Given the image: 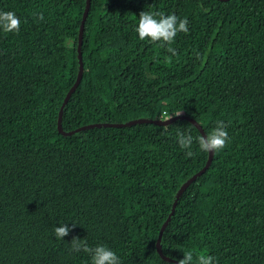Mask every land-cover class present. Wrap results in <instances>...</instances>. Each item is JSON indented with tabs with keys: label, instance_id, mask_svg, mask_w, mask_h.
Segmentation results:
<instances>
[{
	"label": "trees",
	"instance_id": "trees-1",
	"mask_svg": "<svg viewBox=\"0 0 264 264\" xmlns=\"http://www.w3.org/2000/svg\"><path fill=\"white\" fill-rule=\"evenodd\" d=\"M86 2L0 0L20 19L18 33L0 30V264H91L74 237L108 246L120 264H175L157 239L209 152L187 119L60 132ZM145 10L189 21L171 45L178 55L139 38ZM82 49L66 129L164 113L191 115L207 133L227 125L226 147L178 202L164 252L264 264V0H92ZM179 132L192 135L193 156ZM61 224L70 232L57 239Z\"/></svg>",
	"mask_w": 264,
	"mask_h": 264
},
{
	"label": "clouds",
	"instance_id": "clouds-1",
	"mask_svg": "<svg viewBox=\"0 0 264 264\" xmlns=\"http://www.w3.org/2000/svg\"><path fill=\"white\" fill-rule=\"evenodd\" d=\"M34 16L37 14H33ZM39 18L43 19V14H39ZM189 21L185 19H179L175 14L165 15L163 12L142 11L139 14L138 25L135 31L141 40L150 39L152 42H163L168 45V52L172 56L178 55L175 48L171 47L178 32L188 33ZM0 30L5 33L16 32L20 30V19L12 11H0ZM199 58V54H197ZM181 113H176L175 116H180ZM163 123H167L172 119V116L164 113L160 117ZM227 125L224 121L219 120L216 122V126L208 132L206 135H200L197 137L199 148L203 152H217L226 147L229 139V133L226 130ZM177 141L182 149L188 150L187 155L193 156V152L190 150L193 144V137L191 134H185L179 132L177 135ZM57 239H64L69 235L70 228L67 224H61L59 227L53 229ZM72 250L83 251L91 257V264H120L119 257L106 245H97L90 247L87 243V239H80L74 237L71 241ZM214 257L207 254H199L196 256L195 264H214ZM194 253L192 251H186L183 253V258L177 261V264H193Z\"/></svg>",
	"mask_w": 264,
	"mask_h": 264
},
{
	"label": "water",
	"instance_id": "water-1",
	"mask_svg": "<svg viewBox=\"0 0 264 264\" xmlns=\"http://www.w3.org/2000/svg\"><path fill=\"white\" fill-rule=\"evenodd\" d=\"M91 2H92V0H87V2H86V7H85V11L83 14V18H82V22H81L80 30H79V39H78V46H77L78 60H79L78 76L76 78V81L73 83V85L68 90V92H67V94H66V96H65V98L61 104L60 110H59L58 127H59L60 132L63 134H66V135H71V134H75L77 132H80L84 129L91 128V127L128 126V125H133V124H138V123H143V122H152V123H157L160 125H168L169 123H172L173 121L178 120V119H187V120H190L191 122H193L200 129L202 135H206L207 131L205 130L203 125L195 117L188 115V114H184V113H182L180 116L171 115L172 119L169 120L167 123H163L160 118L142 116V117L129 119V120L123 121V122L97 121V122L87 123V124L78 126L76 128H73V129H66L64 127L63 120H64V113H65L66 107L68 105V102H69L73 92L79 86V84L83 78V74H84L85 64H84V59H83L82 47H83V42H84L85 24H86V20L88 18L89 12H90ZM214 153L215 152H209V157H208L207 162L204 165V167L201 168L200 170H198L197 172H195L194 174H192L186 181L183 182V184L178 189V191L174 197L170 213L162 224V227H161L158 239H157V250H158L159 254L164 259L169 260L175 264H177V261L179 259H176V258H173V257L167 255L163 250V238H164L165 231H166L167 226L169 225L171 219L173 218V215H174L175 210L177 208L178 202H179L181 196L183 195L184 191L187 189V187L195 179H197L202 173H204L208 169V167L211 165V163L213 161Z\"/></svg>",
	"mask_w": 264,
	"mask_h": 264
}]
</instances>
